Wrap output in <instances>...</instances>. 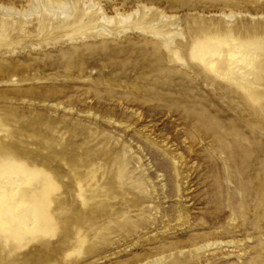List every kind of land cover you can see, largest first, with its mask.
<instances>
[{"label":"rangeland","instance_id":"1","mask_svg":"<svg viewBox=\"0 0 264 264\" xmlns=\"http://www.w3.org/2000/svg\"><path fill=\"white\" fill-rule=\"evenodd\" d=\"M0 264H264V0H0Z\"/></svg>","mask_w":264,"mask_h":264}]
</instances>
